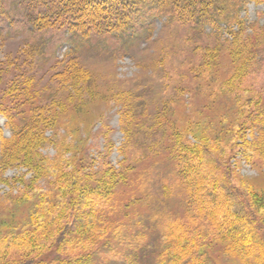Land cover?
<instances>
[{
  "label": "trees",
  "instance_id": "obj_1",
  "mask_svg": "<svg viewBox=\"0 0 264 264\" xmlns=\"http://www.w3.org/2000/svg\"><path fill=\"white\" fill-rule=\"evenodd\" d=\"M249 1L264 8V0L9 1L11 10L23 5V19L32 34L31 42L20 56L24 57L23 62L44 55L49 42L44 34L52 29L68 32L75 50L92 39L98 45L112 39L117 41L119 49L128 51L138 37L153 31L155 19H163L168 26H185L188 33L209 29L213 38L226 31L228 72L221 78L219 68L207 67L213 61L217 45L212 49H196V64L190 61L187 66L193 73L189 75L192 80L183 88L190 92V86L203 82V91L211 90L205 92L206 101L201 99L184 118L169 98L158 101L155 94L148 99L135 91L131 94L133 101L128 94L130 88L109 89L104 95L110 93L120 100L123 141L119 151L123 161L119 169L107 162L87 172L83 170L86 165L79 161L69 171L55 164L47 166L46 171L55 173L49 191L51 197L44 205L34 202L28 211L32 227L26 233L0 237V264H96L102 256L108 257L111 249H125L124 254L128 250L122 261L132 263L139 252L154 250L160 244L158 264H207L196 251H200L202 244L205 245L202 249L212 253L216 239L226 240V244L220 242L221 251L239 260L251 257L256 249L260 255L264 254V240L255 238L263 231L264 197L255 192L242 195L232 167L226 162L227 154L242 151L251 163L264 165V99L253 83V75L264 73V21L260 25L250 24L247 31L240 12ZM3 3L0 0V9ZM6 61L8 68L19 65L17 58ZM193 64L197 69L190 68ZM91 75L72 55L66 56L64 67L54 75L56 87H50L49 92L47 87L42 90L37 87L34 75L14 73L15 78L8 80L0 97V114L11 132L9 137L0 134V174L14 165L32 167L36 173L45 169L36 147L49 139L45 133L53 128L60 111L69 102L77 98L73 105L78 108L83 92L92 95ZM58 93L62 98L56 102ZM190 129L194 130V138L199 137L196 142L188 139L186 132ZM137 148L148 154H154L152 150H164L186 195V204L181 216L155 217L153 223L141 224L145 228L143 232L137 231L117 248L112 245V237L121 224L116 221L105 235L100 228L97 236L90 233L96 228L95 218L87 215L92 214L101 200L113 202L112 213H120L121 208L124 215L134 214L128 212L133 200L118 206L110 196L115 186L123 184L126 178L122 176V169L128 165L125 150ZM162 187L161 194L167 197L168 186ZM88 233L87 238L93 239L88 240L90 248H85L82 237ZM208 238L210 241H206ZM71 242L74 246L69 245ZM53 246L55 253L46 257L47 248ZM12 249H18V256L12 257Z\"/></svg>",
  "mask_w": 264,
  "mask_h": 264
},
{
  "label": "rangeland",
  "instance_id": "obj_2",
  "mask_svg": "<svg viewBox=\"0 0 264 264\" xmlns=\"http://www.w3.org/2000/svg\"><path fill=\"white\" fill-rule=\"evenodd\" d=\"M9 1L3 0L0 9V97L8 80L15 78V72L26 76L34 75L37 87L41 90L47 87L49 92L50 87H56L57 79L54 75L64 67L66 56L70 55L75 57L76 63L90 70L94 85L92 95L91 92L88 95L83 92L81 106L74 107V102L78 101L74 98L60 111L53 128H49L45 133L49 139L36 147L40 155L38 159L44 164L45 169L36 173L32 167L28 169L14 165L0 174V179L9 180L8 183L0 181V237L22 236L32 227L28 221V211L34 202L44 205L51 197L49 191L55 173L46 171L47 166L55 164V167L69 171L79 161L86 165L83 170L87 172L91 169L97 170L100 164L107 162L115 169H119L123 161V154L119 151L123 141L119 121L120 100L110 93L105 96L109 89L130 88L128 94L133 101L131 94L135 91L148 99H152V95L155 94L158 101L169 98L168 101L175 103L173 107H178L179 116L183 117L192 112L194 106L201 103V99L206 101L207 93L211 90L209 88L205 93L203 82L190 86L192 87L190 92L183 88L192 80L191 77L189 80V75L193 76V73L187 66L190 61L195 63L196 49L199 47L212 49L217 45L213 61L208 63L207 67L219 68L221 78L228 72L226 71L228 59L225 53L228 47L225 40L229 35L226 31L223 30L219 37L213 38L209 29L202 33H188L185 26L179 24L168 26L163 19H155L153 31L138 37L128 51L119 49L117 41L112 39H108L105 45H98L97 40L92 39L90 43L83 44L75 50L73 43L68 39V32L64 29H52L44 34V37L49 39L44 55L23 62L24 57L20 56L31 42L32 34L23 19L25 13L23 5L11 10ZM263 10L262 5L251 1L244 4L240 18L243 19L247 31L250 24L263 23ZM24 55L26 56V53ZM8 58H17L19 64L17 68L15 66L8 68L5 65ZM195 64L191 65L192 70L197 69ZM5 69L8 72H5ZM203 69L204 67L201 68ZM253 76V83L264 99V73H256ZM60 98L62 94L58 93L56 102ZM74 108L77 109L72 110ZM193 131L186 134L189 140L196 142V138L199 137L194 138ZM10 133L5 117L0 114V134L9 137ZM152 152L154 154H148L139 148L136 151L125 150L128 165L127 169L125 167L122 169L124 171L122 176L126 178L123 184L115 186V191L110 196L116 200L118 206H122V202L133 200L128 208V212L133 211L132 216L128 213L124 215L121 208L118 209L120 213H112L113 210L110 209L113 202L109 200L103 202L101 200L92 214L87 215L95 218L96 228L94 230L92 228L90 233H97V236L101 232L100 228L104 229L105 235L116 221L121 224L112 237V245L117 248H121L137 231L143 232L145 228L142 225L153 223L155 217L166 214L173 218L184 213L186 195L177 182L172 161L163 149ZM226 157L240 193L245 196L255 192L264 197V165L251 163L242 151L227 154ZM163 184L169 189L167 197L161 194ZM140 217L143 219L142 222ZM262 222L263 231L261 229L255 238L263 241L264 221ZM90 233L82 237L85 248L91 246L88 240L92 237L87 238ZM206 241H210L209 238ZM225 241L216 239L212 243L211 249L214 250L210 254L206 249H202L205 245L201 244L200 251L196 253L201 254L207 264H264V254L260 255V250L257 249L255 256L252 255L246 260L225 254L221 251V243L226 244ZM73 244L74 242H71L69 245L74 246ZM79 248L80 246L77 249ZM55 249V246L47 248L45 256L53 255ZM161 249V244L154 250L145 249L139 252L132 263L122 261V256L126 255L128 250L124 254L125 249H111V254L108 257L102 256L96 264H158ZM18 254V249H12V257Z\"/></svg>",
  "mask_w": 264,
  "mask_h": 264
}]
</instances>
